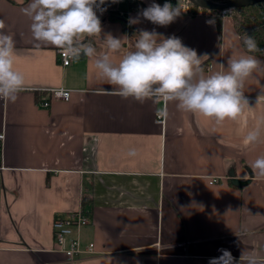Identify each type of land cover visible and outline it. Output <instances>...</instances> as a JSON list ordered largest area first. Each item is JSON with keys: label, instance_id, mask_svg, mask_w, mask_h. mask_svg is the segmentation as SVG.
I'll use <instances>...</instances> for the list:
<instances>
[{"label": "crops", "instance_id": "obj_1", "mask_svg": "<svg viewBox=\"0 0 264 264\" xmlns=\"http://www.w3.org/2000/svg\"><path fill=\"white\" fill-rule=\"evenodd\" d=\"M29 2L0 0V19L16 41L15 67L28 86L15 103L0 101V264H65L52 251L53 220L79 210L91 221L80 239L95 243L97 254L76 264H209L222 255L219 249L237 261L243 251L264 255V177L250 167L264 156V101L257 102L264 72L245 83L249 107L219 125L174 102L125 100L98 79L92 59L63 67L57 48L34 47L22 11ZM152 2L108 0L101 40L105 33L129 39L119 55L110 54L114 61L134 50L136 38L109 14L128 22ZM219 19L221 33L213 16L183 12L168 26L143 20L132 27L136 34L155 29L181 38L207 56L210 75L248 54L231 16ZM101 40L92 43L103 53ZM55 87L69 90L70 99H55ZM45 101L48 108L39 105ZM161 112L163 125L157 124ZM254 128L261 140L248 145L245 136ZM242 228L248 235L239 240L235 232Z\"/></svg>", "mask_w": 264, "mask_h": 264}, {"label": "clouds", "instance_id": "obj_2", "mask_svg": "<svg viewBox=\"0 0 264 264\" xmlns=\"http://www.w3.org/2000/svg\"><path fill=\"white\" fill-rule=\"evenodd\" d=\"M118 2L120 0H111L112 4ZM107 3L108 0H30L22 11L31 20L34 47H55L69 60H79L82 56L92 59L98 79L114 86L111 91L125 100L131 98L139 103L152 100L165 105L174 102L179 110L213 119L218 125L225 120H237L249 107L245 83L254 73L264 72V61L253 55L264 53V49L258 46L253 35L244 33L239 38L247 55L229 58L226 65L220 64V71L210 75L203 66L207 56L198 55L195 49L184 45L181 38L175 35L165 38L155 29H138L134 50L117 62L110 54L119 55L129 39L105 33L101 40L100 16L107 11ZM182 11L180 4L173 6L166 0L160 5L153 0L135 17H129L128 24L137 25L147 20L164 27L173 23ZM214 22L207 21L210 25ZM5 28L4 20L0 19V101L15 103L28 86L25 76L15 67L18 55L15 38ZM96 37L105 45L103 53L92 43ZM51 91L64 99L71 94L63 87ZM261 101L264 95L258 97L257 102ZM260 140L258 128L245 136L248 145ZM128 155L135 156L136 149L130 148ZM250 167L256 175L264 177V156ZM235 235L242 240L248 230L242 228ZM218 251L222 255L211 258L209 264H264V255L255 250L243 251L238 261L227 249Z\"/></svg>", "mask_w": 264, "mask_h": 264}, {"label": "built area", "instance_id": "obj_3", "mask_svg": "<svg viewBox=\"0 0 264 264\" xmlns=\"http://www.w3.org/2000/svg\"><path fill=\"white\" fill-rule=\"evenodd\" d=\"M182 3V11L184 14L189 9L190 2L187 0H181ZM229 11L222 12H210L198 9L196 16H213V13L216 14L217 17L221 18V16L229 15ZM59 50V49H58ZM58 62L63 67L71 66L73 60L66 59L64 55H62L61 51H57ZM52 96L55 99H61L64 101H68V99H64L63 97H57L52 91ZM71 93V92H70ZM42 108H48L50 103L48 101L42 102L39 104ZM165 123L164 112L157 114V124L163 125ZM3 139V136H0V140ZM220 182V179H213L211 184H217ZM90 217L86 211L79 210L68 216H57L53 220L52 224V233H53V248L52 251L56 253H60L64 256L65 264H76L80 262L82 259H88L94 257L96 252L95 243L84 244L80 239V232L89 226Z\"/></svg>", "mask_w": 264, "mask_h": 264}, {"label": "trees", "instance_id": "obj_4", "mask_svg": "<svg viewBox=\"0 0 264 264\" xmlns=\"http://www.w3.org/2000/svg\"><path fill=\"white\" fill-rule=\"evenodd\" d=\"M166 2V0H164ZM211 1H231V0H211ZM167 2L171 3L173 6H177L181 3V0H167ZM198 7L194 4H190L188 11L186 14L191 16H196L198 11ZM218 13H213V17L216 19L217 27H219V32H222V23L219 17H217ZM229 15L233 20V25L235 28L236 33L238 34L239 38L247 33L249 35H253L258 43V46L261 49H264V3H257L252 6L244 7V8H237L229 11ZM109 19L114 21H121L126 29L128 30L129 34L134 37L136 35L132 26H129L128 22L125 19L118 17L115 12H111L109 14ZM242 43V40L240 39ZM243 47V44H241ZM246 52V49L243 47ZM247 53V52H246ZM258 58L264 59V53H254Z\"/></svg>", "mask_w": 264, "mask_h": 264}, {"label": "water", "instance_id": "obj_5", "mask_svg": "<svg viewBox=\"0 0 264 264\" xmlns=\"http://www.w3.org/2000/svg\"><path fill=\"white\" fill-rule=\"evenodd\" d=\"M205 11L222 12L233 10L237 8H244L255 5L257 3H264V0H231V1H211V0H187Z\"/></svg>", "mask_w": 264, "mask_h": 264}]
</instances>
